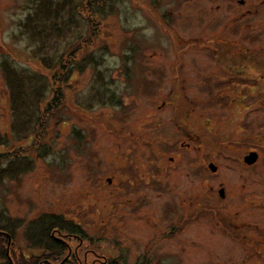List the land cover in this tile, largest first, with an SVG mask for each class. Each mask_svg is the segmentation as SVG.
<instances>
[{
	"label": "rangeland",
	"instance_id": "rangeland-1",
	"mask_svg": "<svg viewBox=\"0 0 264 264\" xmlns=\"http://www.w3.org/2000/svg\"><path fill=\"white\" fill-rule=\"evenodd\" d=\"M236 1L0 0V258L59 216L83 238L52 264H264L233 227L264 235V22Z\"/></svg>",
	"mask_w": 264,
	"mask_h": 264
},
{
	"label": "trees",
	"instance_id": "trees-1",
	"mask_svg": "<svg viewBox=\"0 0 264 264\" xmlns=\"http://www.w3.org/2000/svg\"><path fill=\"white\" fill-rule=\"evenodd\" d=\"M43 5H46V1L43 3ZM46 12H47V9H46ZM27 19L30 20L31 16H28ZM9 73H10L9 71H6L5 77L9 83V88L11 89L10 95L12 97V100L16 102L15 98L17 99V97H19L21 93L19 91L20 85H19V88H18L19 90H18L17 86L19 82L16 79V76L12 74L10 75V77H7ZM1 143L3 144L4 141L0 137V145ZM12 174H13V171H5V170H2L1 168L0 169V181L5 176H9ZM78 226H79L78 224L71 223L70 221L66 222L59 216H51L47 220H45L44 218L37 222L33 221L29 224V226L25 230V235L28 241L31 240L32 244L35 246H38L39 249L41 250V253L39 254L41 256L40 259L37 258V256H32L31 260L28 259V261H24L23 259H20L21 261H18L16 259V256L13 255L12 257L13 263L9 262L8 259L0 258L1 259L0 264H52L53 262H58L59 261L58 258L62 254H64L67 249L65 243L61 240V237L66 236V235L71 236L69 234L74 233L77 238L82 240L83 236H82L81 231H78L79 229ZM14 227H15V223H14ZM14 227H12V229ZM5 231L6 230L4 226L1 225L0 223V257H2L3 255L5 257V253L7 251L6 250V241H7L6 236H10ZM11 233L13 234L14 231H12ZM108 264H117V261L114 259H110V261H108Z\"/></svg>",
	"mask_w": 264,
	"mask_h": 264
},
{
	"label": "flooded vegetation",
	"instance_id": "flooded-vegetation-1",
	"mask_svg": "<svg viewBox=\"0 0 264 264\" xmlns=\"http://www.w3.org/2000/svg\"><path fill=\"white\" fill-rule=\"evenodd\" d=\"M147 1V6L149 8H151V6L155 9L156 5L154 3L151 2V0H146ZM236 3L238 4V6L236 5L234 8H238L239 11V16L237 20L243 21L246 19H251V14L252 13V5L251 4H247V0H237ZM257 3L261 6V10H258L257 8L254 10V18H259L260 19V24H262L264 22V0H257ZM233 8V7H232ZM264 34V25H261L260 28L257 29L256 32V36L255 38H258L260 35ZM247 36V29L245 30V37ZM243 38V40L246 41V38ZM254 38V39H255ZM259 39V38H258ZM261 40V39H260ZM244 161L245 157H244ZM252 165V164H249ZM222 195V192H219V195ZM263 206V211L261 210H257L256 214L257 217L259 218L257 220V222H255L254 224H252L250 226L249 229H251L252 234L254 235V230H256V228H261L264 232V202L262 203ZM233 227L238 230L235 232V235L238 236V238H240L241 242H247L246 243V247L250 250L254 249V251H257V253H259L260 251H264V235L259 236L258 238L256 236H254L255 238H250L249 236L252 235H248L247 233L243 232V227H244V223H241L240 226L233 224ZM251 241H253V245L251 244ZM239 244V243H238Z\"/></svg>",
	"mask_w": 264,
	"mask_h": 264
},
{
	"label": "water",
	"instance_id": "water-1",
	"mask_svg": "<svg viewBox=\"0 0 264 264\" xmlns=\"http://www.w3.org/2000/svg\"><path fill=\"white\" fill-rule=\"evenodd\" d=\"M245 160H246L247 162H252V161H253V160H251V159L248 158V157H246ZM209 165H210V167H212V164H209Z\"/></svg>",
	"mask_w": 264,
	"mask_h": 264
}]
</instances>
